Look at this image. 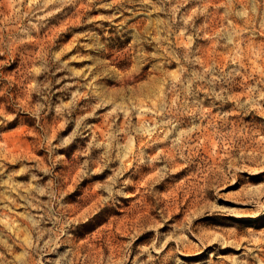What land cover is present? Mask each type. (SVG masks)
Returning a JSON list of instances; mask_svg holds the SVG:
<instances>
[{
	"label": "rangeland",
	"instance_id": "rangeland-1",
	"mask_svg": "<svg viewBox=\"0 0 264 264\" xmlns=\"http://www.w3.org/2000/svg\"><path fill=\"white\" fill-rule=\"evenodd\" d=\"M0 264H264V0H0Z\"/></svg>",
	"mask_w": 264,
	"mask_h": 264
}]
</instances>
